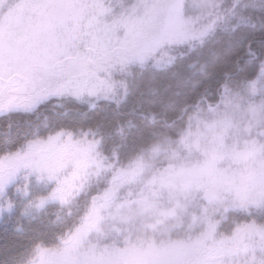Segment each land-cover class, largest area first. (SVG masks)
<instances>
[{
    "label": "snow or ice",
    "instance_id": "6c2138e0",
    "mask_svg": "<svg viewBox=\"0 0 264 264\" xmlns=\"http://www.w3.org/2000/svg\"><path fill=\"white\" fill-rule=\"evenodd\" d=\"M258 26L264 28V0H0V218L13 212L18 199L26 216L83 196L71 222L50 233L32 230L26 242L35 259L11 256L8 246L0 250V264H121L133 253L154 256L150 264H264V179L244 194L236 189L232 198L219 192L209 197L204 185L183 182L191 168L169 163L135 191L131 185L147 166L143 156L117 166V142L127 145L130 131L140 129L132 117L146 95L140 92L129 104L133 86L139 87L133 69L151 67V80L165 73L177 88L200 74L198 61L177 65L175 46L195 50L220 31L239 29L238 39L247 44L235 62L239 67L248 58V90L261 95L264 111V34H255ZM211 91L210 80L201 84L194 99L186 97L184 110L202 107ZM147 115L151 109L141 119ZM139 140L140 133L133 145ZM246 144L264 159V141ZM40 186L47 195L33 196ZM165 192L173 207L201 209L192 216L199 232L189 224L186 238L173 240L164 229L157 242L135 228L106 227L146 215L162 223ZM45 238L52 247L37 246ZM176 248L190 255L169 256Z\"/></svg>",
    "mask_w": 264,
    "mask_h": 264
},
{
    "label": "trees",
    "instance_id": "16d2710c",
    "mask_svg": "<svg viewBox=\"0 0 264 264\" xmlns=\"http://www.w3.org/2000/svg\"><path fill=\"white\" fill-rule=\"evenodd\" d=\"M248 31H252V29L249 28ZM255 34L257 36L264 34V28L258 26ZM238 35L239 29L233 33L229 27L210 38L202 48L197 46L193 50L187 46H175L171 55L177 57V65H184L189 61H198L195 71H199L200 74L194 78L191 84L183 88H177L175 81H168L165 73H157L155 80L149 79L150 74L154 71L151 67L143 70L140 68L133 69L138 74L139 87L133 86V94L129 97V104L137 100L140 92H144L146 95L139 98L138 110L136 115L132 117L134 123L140 124V129L133 128L130 131L127 145L121 146L117 142V148L121 152L119 161L121 165H128L131 157L141 155L154 143L165 142L168 139L177 141L187 126L186 123L190 116L194 113L213 115L218 111L222 115L227 110V105H225L227 101H232L234 97L235 100L248 96L250 81L246 77L251 76L248 58L245 57L239 67L235 62V55L243 53L247 41L239 40ZM256 46L253 45V47ZM201 66H203L202 69ZM214 69H216L215 73ZM209 80L212 82V91L208 94V98L203 101V106L196 110H184L186 97L189 100L194 99L201 84ZM130 83L135 85L134 81H130ZM169 83H171V87L168 86ZM148 101H152V104L150 105ZM127 107L126 105L125 110ZM149 109H151V115H147V118L142 120L141 115ZM138 133L142 134V140L133 145V138ZM32 195L44 196L46 192L38 187L33 189ZM233 196L232 193L228 192H223L220 195L223 198H232ZM82 201L83 196H79L71 205L66 207L52 202L43 209H31L29 214L24 216L21 215L24 201L18 199L13 212L11 214L5 213L3 218H0V250L11 246L12 251L9 255L19 258L22 254L26 259L31 258L34 250L32 246L27 244L26 238L34 235L32 230L50 233L64 222H71L80 211L77 205ZM200 204H205V201L201 200ZM205 206L209 209L208 205ZM177 211L176 215L182 217L178 221L180 225L177 226L174 239L184 236L185 230L193 222V215L199 216L201 214V209L195 205H190L186 211L181 208ZM170 220H164L162 225L169 226ZM156 227L159 228L160 226ZM200 228L201 226L195 230V233L199 232ZM37 246L49 248L52 247V244L49 239L45 238L39 240ZM130 256L131 254L121 258V264H131L133 258Z\"/></svg>",
    "mask_w": 264,
    "mask_h": 264
},
{
    "label": "rangeland",
    "instance_id": "374dc122",
    "mask_svg": "<svg viewBox=\"0 0 264 264\" xmlns=\"http://www.w3.org/2000/svg\"><path fill=\"white\" fill-rule=\"evenodd\" d=\"M187 2L191 3L192 0H187ZM234 98L232 101H227L226 104L224 102L227 105L224 114L220 115L218 111L213 115L194 113L190 116L186 123L187 126L177 141L168 139L165 142L154 143L148 150L142 152L141 155L147 166L139 172L138 182L131 185L132 189L139 191L143 187V182L151 179L154 170H162L168 167L169 163L177 165L183 163L191 168V171L183 177V182L204 185L211 190L208 193L209 197H212L216 192H219V195L223 192L234 195L236 189L244 194L250 191L259 180L264 179V159L254 151L251 144H246L251 139L264 141V137L258 135V132L264 131V127H262L264 111L259 109L261 95L259 93L253 95L248 90L246 98L235 100ZM182 140L183 142H181ZM157 145L159 146L158 151H153L152 149ZM112 163L116 164L117 162L113 160ZM120 165L119 162L117 166ZM223 173H226V176ZM229 180L234 181V186L229 185ZM93 183H95V179ZM39 188L44 190L47 195V190L43 186ZM127 190L125 188L119 193L120 199L125 196ZM167 199V192H165L160 211L166 214L161 217L163 221L174 217L170 220L169 226H163V222L157 224L154 218L146 215L136 218L131 223L109 221L106 227L113 231H129L131 228H135L142 236L146 234L155 237L157 242L161 238L160 233L164 229H168L171 239L176 240L173 237H175L177 226L180 225L176 217L181 218L182 216L176 215L179 208L169 205ZM74 201L75 199L65 204L54 203L66 207ZM209 211H212V206H209ZM148 225H155V228L147 227ZM199 226L198 223L193 224L194 234ZM181 238L186 237L182 236ZM168 254L171 257L190 255L186 250L180 248L171 249ZM130 257L133 258L131 264H150L155 259L154 256H141L135 253ZM31 258L35 259L36 254L34 253Z\"/></svg>",
    "mask_w": 264,
    "mask_h": 264
}]
</instances>
